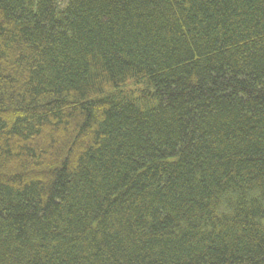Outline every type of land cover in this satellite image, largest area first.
Masks as SVG:
<instances>
[{"label": "trees", "instance_id": "obj_1", "mask_svg": "<svg viewBox=\"0 0 264 264\" xmlns=\"http://www.w3.org/2000/svg\"><path fill=\"white\" fill-rule=\"evenodd\" d=\"M0 264H264V0H0Z\"/></svg>", "mask_w": 264, "mask_h": 264}]
</instances>
